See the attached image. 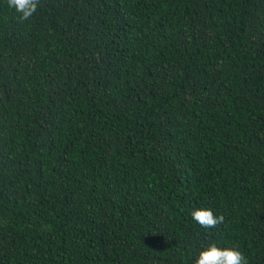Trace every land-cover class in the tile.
Instances as JSON below:
<instances>
[{
	"label": "trees",
	"instance_id": "trees-1",
	"mask_svg": "<svg viewBox=\"0 0 264 264\" xmlns=\"http://www.w3.org/2000/svg\"><path fill=\"white\" fill-rule=\"evenodd\" d=\"M16 17L0 0V264H264V0Z\"/></svg>",
	"mask_w": 264,
	"mask_h": 264
},
{
	"label": "clouds",
	"instance_id": "clouds-1",
	"mask_svg": "<svg viewBox=\"0 0 264 264\" xmlns=\"http://www.w3.org/2000/svg\"><path fill=\"white\" fill-rule=\"evenodd\" d=\"M7 6L17 13L19 22L29 21L36 13L40 0H6ZM191 216L201 227L214 228L223 224L224 215H216L210 208H196ZM193 264H248L247 257L235 246L219 247L209 244L196 255Z\"/></svg>",
	"mask_w": 264,
	"mask_h": 264
}]
</instances>
